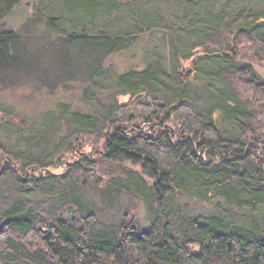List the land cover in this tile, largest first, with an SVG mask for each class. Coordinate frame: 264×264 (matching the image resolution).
I'll return each instance as SVG.
<instances>
[{"label":"trees","instance_id":"16d2710c","mask_svg":"<svg viewBox=\"0 0 264 264\" xmlns=\"http://www.w3.org/2000/svg\"><path fill=\"white\" fill-rule=\"evenodd\" d=\"M18 1L0 0L1 90L86 94L144 38L160 58L115 71L93 108L31 118L24 145L0 140V264H264V0H76L81 15L48 13L44 34L41 9L1 25Z\"/></svg>","mask_w":264,"mask_h":264},{"label":"rangeland","instance_id":"374dc122","mask_svg":"<svg viewBox=\"0 0 264 264\" xmlns=\"http://www.w3.org/2000/svg\"><path fill=\"white\" fill-rule=\"evenodd\" d=\"M213 1L217 2L216 6H220V3L222 2H228V0ZM172 3L173 2L171 1L169 4ZM237 3L241 5H250V0H241V2ZM78 5L79 4H77L76 0H19L18 3L14 5L11 13L2 20L1 25H3L4 27H14L17 29L19 27H26V24H29L27 22L29 21V18H31V16L37 10L41 9V12L44 11L45 15L43 16L41 14L42 18H40L39 23H37L36 25L32 24V26H30V29L31 31H36L39 34H44L48 31V13L56 15H58V12L66 13L76 20L81 15L78 10ZM144 5H146L145 7H149V11L151 12L156 9L158 10V8H164L163 6H160L159 1H153L151 5L149 2H146ZM171 9L172 5L169 6L168 10ZM119 19L123 23L125 22L124 17H121ZM118 22L119 21L116 20L112 22V25L117 24ZM96 27L101 28L102 26ZM44 39L45 38L39 39V46ZM140 42V46L134 45L125 51H121L119 53L111 55L107 60L108 65L106 67V70L103 72L102 76L98 78L94 86L90 88V92L86 94H83V86L78 82L72 83V85L68 89L57 91L53 96L45 94L41 95L36 99V101H30L29 98H27L31 93L30 88L23 87L17 92L4 91L0 89V103H3L5 107L14 106V111L12 113H4L2 111L0 113L2 116L0 120V140L11 144L24 145L29 135L33 133L32 129L30 128V124L32 123L31 118L38 117L44 112H56L59 104H64L66 106V115H70V112L72 110L78 109L79 107L84 110L93 108L94 103L104 100L101 99L100 96L105 97L103 93L109 89V84H115L118 77V74L115 71H126V69L130 65L134 64L145 65L146 59H144V56H146L150 60L154 59V62L160 58L159 53L156 51L158 50V47L154 45L152 39L144 38ZM237 57L238 55L237 53H235L233 58L235 59ZM150 62L153 63L152 61ZM109 65H111L112 69H110ZM256 67L264 76V66L257 64ZM189 68H192L191 59L184 61L183 65L180 67V69L185 73ZM194 72L195 71L192 68L191 75H194ZM99 91H102L103 93L99 95ZM117 99L119 104H125L131 101L137 102L147 99V96L145 92L137 93L134 95L128 93L118 95ZM215 104L216 102L214 101L210 104V106L215 107ZM19 116H21L24 121H21L22 119L19 118ZM53 116L55 115H51V113L49 115L46 114L45 116H43V118H45L44 121L42 120V118H40V120H37L38 122L35 121L33 123L34 128H36V130L38 128H43V126L48 123V120L51 122L52 118L53 120L58 121V119ZM214 116H217L216 112H214ZM83 150L92 153L94 150L93 145H86ZM105 166L106 169L109 168V164H105ZM51 170L54 172H62L64 170V167L59 165L57 167H52ZM99 171H102L100 170V167L98 168L97 172L99 175H102V173ZM191 200L193 199L182 198L181 202H192ZM197 205L199 209L203 207L201 203H198ZM149 216L150 213L148 207L143 205L140 209L139 221L142 224H145L149 221Z\"/></svg>","mask_w":264,"mask_h":264},{"label":"water","instance_id":"95a60500","mask_svg":"<svg viewBox=\"0 0 264 264\" xmlns=\"http://www.w3.org/2000/svg\"><path fill=\"white\" fill-rule=\"evenodd\" d=\"M191 71H192V68L187 69V70H186V74H190Z\"/></svg>","mask_w":264,"mask_h":264}]
</instances>
